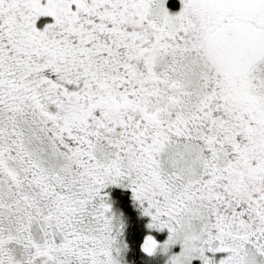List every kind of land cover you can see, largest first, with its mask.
Returning <instances> with one entry per match:
<instances>
[{"label":"snow or ice","instance_id":"snow-or-ice-1","mask_svg":"<svg viewBox=\"0 0 264 264\" xmlns=\"http://www.w3.org/2000/svg\"><path fill=\"white\" fill-rule=\"evenodd\" d=\"M0 264H264V0H0Z\"/></svg>","mask_w":264,"mask_h":264}]
</instances>
